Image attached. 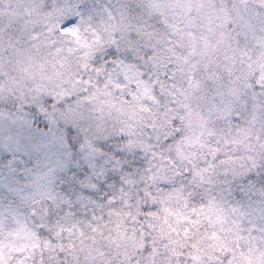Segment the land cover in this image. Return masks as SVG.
Segmentation results:
<instances>
[{
    "label": "clouds",
    "instance_id": "clouds-1",
    "mask_svg": "<svg viewBox=\"0 0 264 264\" xmlns=\"http://www.w3.org/2000/svg\"><path fill=\"white\" fill-rule=\"evenodd\" d=\"M235 2L252 28L255 59L246 68L221 69L206 96L176 103L158 89L145 94L151 85H138L132 97L125 95L131 86L116 87L127 64L112 61L135 57L122 28L136 22L117 5L134 9L137 0H0V110L15 115L23 107L36 119L32 107L47 101L57 119L68 117L84 143L96 145L84 152L64 142L49 169L59 199L72 200L64 231H52L70 264H264V213L249 211L264 206V87H255L264 86V45L257 43L264 38V0ZM166 11L172 16L174 9ZM103 67L108 71L96 70ZM29 135L19 124L2 125L0 149L15 151ZM99 141L118 142L122 157L110 162ZM78 164L92 166L85 184L96 187L61 194ZM7 177L0 176V204L18 205L28 225L18 234L15 221L0 230L5 259L17 264L18 250L31 252L38 242L32 233L56 216L41 204L31 172L10 186Z\"/></svg>",
    "mask_w": 264,
    "mask_h": 264
},
{
    "label": "snow or ice",
    "instance_id": "snow-or-ice-1",
    "mask_svg": "<svg viewBox=\"0 0 264 264\" xmlns=\"http://www.w3.org/2000/svg\"><path fill=\"white\" fill-rule=\"evenodd\" d=\"M117 7L120 8L122 16L125 14L133 16L136 21L122 28L123 39L135 52V57H130L127 61L115 59L112 61V63L127 64V68L122 73L123 79L116 83L118 89L131 86V92L125 91L127 97L138 95L137 86L140 84L152 86L151 89L144 88L145 94L158 89L160 93L175 98L176 103H180L188 95L204 97L209 90V79L216 80L221 69L229 71L236 65L246 68L255 59V50H252L251 56L249 55L252 46L247 39L252 28L242 15L237 14L239 5L235 0H172L164 5L160 0H137L134 9L129 4H118ZM166 9H174L172 16H169ZM173 16L177 19H173ZM201 20L204 23H200ZM71 21L72 18L68 23ZM152 21L156 22L155 25ZM194 21L195 27H193ZM63 31L72 33L73 29L65 26ZM257 43L264 45V38L259 39ZM116 47L119 49V43H116ZM96 70L108 71L107 67ZM235 70L239 72L241 68ZM238 79L241 80L240 86L244 87L243 79ZM2 91L3 89H0V92ZM218 94L219 90L213 93V96ZM256 96L257 92L253 90L252 98ZM260 100L264 101V92L260 94ZM46 103L47 101L36 103L32 107V112L40 113L36 119H32L31 114L24 111L23 107L17 108L15 115L10 111L0 110V126L19 124L22 128H28L30 133L27 140L20 142L15 151L10 148L0 149V176L7 172V183L10 186L16 182L18 174L22 179L25 172H31L35 177L33 183L41 189V204L48 205L49 217L56 216L54 222L41 223L39 232L32 233L38 242L32 246L31 252L27 249L18 250L21 258L17 260V264H26V260L29 259L32 260V264H37V254L38 264H70L64 255V244L52 238V231L55 230L56 236H60L64 231L63 217L71 209L72 200L59 199L51 185L50 178L53 173L49 169L55 164V156L62 151L64 142H68L73 149L84 152L96 146L92 143L85 144L80 129L75 127L66 116L57 119L55 112H50ZM253 107H256L254 100ZM261 110L264 111V108ZM163 114L166 116L167 112L164 111ZM128 143L133 142L129 140ZM97 144L103 154L111 158L110 162L114 163L123 155V149L118 142L99 141ZM51 145L56 146V153L50 151ZM91 168L90 164L82 166L78 164L72 168L71 179H64L60 184L59 192L67 194L75 193L79 189L85 192L94 189L95 184H85ZM251 175L254 174L250 173ZM45 177L49 178L47 185L43 183ZM0 200H3V197H0ZM18 207L15 204H0V230H3L10 221H15L17 234L28 229L27 223L20 219ZM53 208H56L60 214L57 215L52 211ZM252 209L264 213V206L257 208L253 204L249 206V211L251 212ZM71 247L74 248L75 245ZM199 259L198 255H193L194 261ZM0 264H10L5 259L2 244H0Z\"/></svg>",
    "mask_w": 264,
    "mask_h": 264
}]
</instances>
